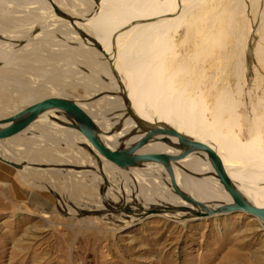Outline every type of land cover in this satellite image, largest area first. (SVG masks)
I'll use <instances>...</instances> for the list:
<instances>
[{"label": "bare ground", "instance_id": "bare-ground-1", "mask_svg": "<svg viewBox=\"0 0 264 264\" xmlns=\"http://www.w3.org/2000/svg\"><path fill=\"white\" fill-rule=\"evenodd\" d=\"M204 1L0 0L1 12L8 3L27 7L12 9L20 13V17L0 15V81L12 91L23 92V99L32 102L43 96L47 83H52L51 88L55 89L60 82L77 79L86 88L87 95L76 101L80 100L78 104L90 112L99 137L109 148L126 146L138 137L124 136L135 125L127 113L130 108L154 124L173 126L213 146L237 187L251 202L264 206V138L261 134L264 111H259L257 103H249L250 137L242 141L233 131L240 120L239 103L230 90L223 87L213 95L211 102L213 120L219 124L211 131L212 125L204 119L206 95L199 88L200 83L195 89L191 75V78L180 80L173 78L182 68L180 62V69L173 70V61L168 58L174 46L173 33L192 8ZM31 3L36 5L31 6ZM222 39L221 35L216 38L219 42ZM236 45L240 52L248 48L242 34ZM206 47L207 44L202 50ZM255 49L259 55L264 53V43L258 42ZM237 59V64L232 62L236 64L234 73L240 76L248 64L243 62L246 60L239 63ZM183 67L188 74L193 73L191 62ZM115 77H120L122 86ZM209 83L207 93L211 87L216 88L214 80ZM123 93L128 96L129 107L125 105ZM54 95L66 96L62 92ZM71 121L61 110H45L24 130L5 138L13 139L0 145V158L15 163L23 180L25 173L33 170L52 176L56 172L71 173L82 181L99 177L102 196L109 207L107 211L119 209V215L114 219L121 222L122 227L149 216H161L180 224L211 216L199 213L197 206L173 190L169 175L161 164L146 161L120 168L98 153L76 127L68 124ZM223 126L227 133L221 135ZM20 133L26 134L27 139L20 137ZM33 133L40 135H31ZM61 145L67 149L60 150ZM163 149L171 148L158 141L140 148L141 151ZM39 159L46 162H37ZM173 169L179 186L195 198L210 205L231 200L218 178L211 174L212 168L204 151L178 159L173 163ZM113 186L120 194L116 200L111 195ZM78 205L81 212L97 208L92 207L94 205L86 207L83 203Z\"/></svg>", "mask_w": 264, "mask_h": 264}, {"label": "rangeland", "instance_id": "rangeland-1", "mask_svg": "<svg viewBox=\"0 0 264 264\" xmlns=\"http://www.w3.org/2000/svg\"><path fill=\"white\" fill-rule=\"evenodd\" d=\"M257 1L253 4L252 0H206L196 5L174 31V46L168 57L173 61V70L182 67L181 73L177 71L173 78L192 77L195 89L200 83L198 86L206 95L204 119L212 125L211 131L219 127L211 114L213 95L223 87L230 90L239 103L240 115L233 131L242 141L250 137L249 103L262 105V108L257 107L260 112L264 111V53L259 55L255 49L258 42L264 43V0ZM25 7L8 3L0 15L20 17L21 14L13 10ZM241 34L248 46L244 54L236 45ZM220 35L222 42L216 40ZM206 44V50H202ZM236 49L241 54L236 55ZM234 57L239 63L246 60L243 62L248 64V69L243 75L235 74ZM190 62L193 73L188 74L183 66ZM213 80L216 88L211 87L207 93L209 82ZM59 84L55 90L51 88L52 83H47L43 96L62 92L75 101L86 98L87 90L77 79ZM11 91L0 81V117L31 102L23 99V92ZM261 129L264 138V121ZM226 130L223 126L221 135L227 133ZM20 135L26 137L24 133ZM11 139L1 140L0 145ZM59 149L67 148L61 145ZM33 171L25 173L23 180L15 164L0 158V264H264V223L246 212L211 215L191 219L186 224L149 216L122 227L121 222L114 219L119 209L107 211L109 207L103 199L99 177L82 181L71 173L56 172L52 176ZM111 189L112 198L116 200L120 196L118 188ZM79 203L97 208L81 212L76 207Z\"/></svg>", "mask_w": 264, "mask_h": 264}, {"label": "water", "instance_id": "water-1", "mask_svg": "<svg viewBox=\"0 0 264 264\" xmlns=\"http://www.w3.org/2000/svg\"><path fill=\"white\" fill-rule=\"evenodd\" d=\"M119 86H122L120 77H115ZM125 105L129 107L128 96L123 93ZM54 108L61 110L72 121L68 124L76 127L90 142V144L105 159L120 168L138 165L141 162H155L161 164L167 171L173 190L184 200L198 207L202 215L226 214L243 211L256 216L264 223V206L251 202L237 187L228 174L223 159L218 151L207 142L197 139L173 126H160L144 119L132 109L127 113L135 122L125 138L137 135L138 137L126 146L109 148L98 134L97 124L91 114L79 105L72 97L63 95H45L21 107L10 115L0 117V140L9 138L24 130L39 114ZM162 142L168 148L154 151H141L140 148L149 142ZM170 150V151H169ZM204 151L211 165V174L216 176L231 197L228 202L210 205L208 202L195 198L186 193L177 183L173 163L189 153L200 154ZM95 157L96 153L93 152ZM15 164L13 162H10ZM16 165V164H15Z\"/></svg>", "mask_w": 264, "mask_h": 264}]
</instances>
